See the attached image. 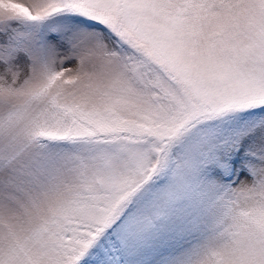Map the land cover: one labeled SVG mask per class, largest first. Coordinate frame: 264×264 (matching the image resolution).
I'll use <instances>...</instances> for the list:
<instances>
[{
  "label": "snow or ice",
  "instance_id": "6c2138e0",
  "mask_svg": "<svg viewBox=\"0 0 264 264\" xmlns=\"http://www.w3.org/2000/svg\"><path fill=\"white\" fill-rule=\"evenodd\" d=\"M0 264H264V0H0Z\"/></svg>",
  "mask_w": 264,
  "mask_h": 264
}]
</instances>
